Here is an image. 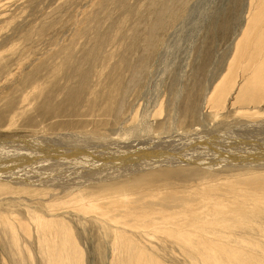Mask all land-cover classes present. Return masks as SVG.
Wrapping results in <instances>:
<instances>
[{
	"label": "bare ground",
	"instance_id": "1",
	"mask_svg": "<svg viewBox=\"0 0 264 264\" xmlns=\"http://www.w3.org/2000/svg\"><path fill=\"white\" fill-rule=\"evenodd\" d=\"M178 11L190 18L187 14L188 10L183 8ZM189 11L192 13L191 10ZM239 15L238 20L233 22L232 39L228 42V47L225 45L227 48L225 50L224 47L225 51L221 54L223 55L222 73L220 71L218 79L213 82L211 87L209 86L213 80L207 86H200L201 89L195 97V102L186 104L188 108L183 113L184 115L179 116L180 118L172 108V103L176 97H179L181 88L175 87L177 86L176 76L175 78L171 76L172 83L170 82V86L164 88L166 90L163 89L167 91V87H169V91H167L169 104H167V96L164 95L166 109L163 100L160 101L163 98L156 97L151 100V94H155L152 89L155 87L156 90L157 87H160L159 82L156 84L154 79L155 86L152 85L154 84L152 78L161 79L163 76L159 73L162 77L160 75L158 76L161 78L157 77L154 74L156 69L153 72L150 67L146 66L147 62L145 66L151 70L146 71L147 68H144L146 72H143L144 69L141 66L140 70L145 73V77L143 74L141 75V72L138 74L139 77L146 79V83L142 85V88L141 85H138L141 89L136 90L137 101L132 102L133 104L138 103L137 106H139L142 101L145 103L144 109L141 107L142 111H140V107H128L129 110L127 109L128 112L126 111L125 115L129 114L125 119L120 120L115 128H112L113 125L109 127L110 121L114 124L119 120V115L124 114L123 109L128 102L125 100L126 95L125 97L119 96L118 92H115L116 89L119 91L115 86H120L121 84L118 83L121 82L116 81L117 78L116 80L112 79L116 77L115 75L110 77L113 75L110 65L116 63L113 60L120 55L119 49L121 47L123 49L121 46L123 43L121 44L122 41H120L117 47H121L113 48V50L120 51H115L119 55L117 54L118 56L116 55L115 58L109 53L111 55L108 56L112 63L109 60L105 61L110 69L105 65V62L100 64L101 68H103L102 65L108 68V70L105 69L107 70L106 75L110 70L107 77H110L111 80L106 78V75L103 74L104 68L103 70L99 69V66L100 71L95 82L93 81L96 84L95 88L98 86L101 88V83L102 86L105 83L106 86L110 84V92L107 93V90L100 89V92L95 94L93 91V98L91 97V100H87V102L84 101L85 104L82 105L88 107L82 109L84 116L87 115L85 113H88L86 109H92L91 113L98 110L101 118L98 117L92 121L91 119L95 117H90L93 114L88 113L89 119L80 118L81 120L75 125V128L71 124L73 129L69 127L70 125L68 126L70 128L68 131L60 128L64 132H45L46 136L44 135L40 140L21 139L0 144V204L6 205L13 211V207L15 209L20 207L26 217L25 219L17 218L13 211L9 212L6 208L8 213L4 210H2L4 213L0 211V226L4 228L3 235L8 238L18 253L21 254L24 248L29 259L33 256L30 247L20 244L19 240L20 233L28 238L35 233L38 251L48 258L50 264H73L77 251L79 253L78 264H82V253L79 247L77 248L73 225L76 224L84 228L86 221H89L99 230L102 236L101 240L107 244L109 260L106 264H166L164 259L159 256L157 247L150 242L151 239L168 244L171 250L177 244L185 262H188V258H194L195 264H264V0H248ZM173 17L176 20V17ZM186 19L187 16L184 20L186 21ZM173 22L175 23V21ZM184 24L186 23L184 22ZM184 29L187 27L182 28V31ZM175 31L168 32L167 38L163 39L165 44L162 43L165 46L161 49H168L170 38L173 36L175 38ZM186 31L188 32V30ZM186 34L193 37L192 34ZM84 36L83 38H85ZM161 36L163 35L160 34ZM194 36L197 37V35ZM155 37L157 36L154 35ZM187 38L190 37H186V40H188ZM85 39H89V37L87 38L86 35ZM193 39L196 38L193 37ZM90 40L85 41L91 43L94 39ZM88 44H85L86 47L83 45L78 47L79 49L74 45V49L70 50L67 49L69 46L65 49L62 47L63 49H56V52L53 48L55 53L53 57L57 56L58 58L56 61L52 58L51 50H48L51 54L48 61L54 72L51 80L56 78L55 82L52 81L55 85L54 89L57 87L61 92L63 89L68 90V97L71 89L69 90L67 86H71L77 81V79L75 80L77 75L81 77V75L89 73L93 69L91 68L93 63L95 64L97 61L93 57L96 55V49H93L95 46L91 47L94 43H91L92 49L88 47ZM103 44L105 43L100 46L103 47ZM113 44L108 45L111 47ZM152 46L153 44L149 47ZM156 46L159 47L157 44ZM110 47L106 45L107 49ZM124 47L127 48V46ZM141 48L143 49V47ZM157 48L154 47V50L149 48L152 49L150 51L146 46L147 51H141H144L145 55L142 53L144 57L140 55L135 59L145 63L144 61H147L150 53L151 56H154L152 65L157 67L155 64L159 65L158 61L164 58L161 54L162 50L159 51ZM173 49L168 51H174L176 48ZM102 50L101 52L106 51ZM131 51L137 56L138 52H135L137 50L131 49ZM131 51H128L130 55ZM168 51L166 52L168 53ZM188 51L190 53L191 49ZM180 52L175 53L180 54ZM188 53L186 51V55ZM104 54L106 55L103 53V56ZM176 54H169V56L171 55L173 60V56ZM132 56L130 57L132 58ZM97 58L100 57L97 56ZM149 58L151 57L149 56ZM149 58L148 61H150ZM106 59L109 58L106 57ZM100 61L96 63L99 65ZM102 61L104 60L102 59ZM163 61H166L165 58ZM177 61L178 59H176ZM183 61L185 62V60ZM66 64H68V69L74 65L76 68L73 67L72 72H67L68 69L63 71ZM165 64L164 66L168 63ZM50 65L48 71H50ZM114 66L117 68L118 65H113L112 68ZM153 66L151 67L153 68ZM168 66L172 67L174 63L173 65L168 64ZM171 67L169 68L174 69ZM95 68L94 70L98 71ZM138 68L140 66L136 68V72ZM162 69L164 71V68ZM44 70L46 71L47 68ZM48 71H46L47 76H49ZM83 71L86 72L83 73ZM126 71L128 74L132 72L128 69ZM181 72L183 74V71ZM90 74L93 76L92 72ZM128 74L124 75L125 80H127ZM153 74L155 76L152 77ZM91 76L87 75L89 78L94 77ZM124 76H120L121 80ZM164 76L166 78L168 75ZM45 78L44 75L43 79L45 80ZM80 79L84 82V77ZM105 79L108 80V83L104 82ZM114 80L118 83L113 82ZM137 81L141 82L139 79ZM36 82L38 84V81ZM165 82L164 86L162 82L161 87H165ZM78 83L80 84V82ZM79 84L76 87L74 84L72 85V89L74 86L78 89L76 90L78 93L81 92H79ZM84 84L86 85V83ZM32 85L35 88V83ZM125 85L128 86V84ZM135 85L137 84L135 83ZM40 86L42 85L39 87L37 85L36 88L43 90V86L41 88ZM90 86L93 87L91 84ZM88 87L86 89L91 92V87ZM111 87L115 90H112ZM126 87L124 86L122 93H125ZM128 87L126 89H129V93L128 90L125 93L127 95L133 90L130 86ZM151 87L153 88L151 89ZM162 88L158 90L161 91ZM54 89L49 92L54 94L56 90ZM33 92H36L35 89ZM56 92L55 94H58L59 90ZM76 92L75 94L71 92V94L75 96ZM78 95L75 98H80ZM90 96L91 93L88 96L89 99ZM160 96L163 97L162 94ZM75 100L78 103L79 99ZM148 105L152 107L150 111L146 112V109L149 108ZM71 116L73 117V115ZM109 117H111L110 120H108ZM157 119L160 122L156 121ZM128 121H130V125L127 126ZM155 121L156 123H154ZM65 129L67 130V128ZM48 133L49 136H47ZM96 157L99 161L107 163L108 166L102 167L94 160ZM180 167L188 168L194 172L190 177V180L193 181L176 186L175 183L172 184L174 179L171 178L169 171L172 168ZM195 170H198L199 173ZM178 188L180 190H177ZM64 203L71 205L64 206ZM67 216L71 217L72 222L67 220ZM70 222L74 224L71 226ZM192 261L191 264L194 263Z\"/></svg>",
	"mask_w": 264,
	"mask_h": 264
},
{
	"label": "rangeland",
	"instance_id": "2",
	"mask_svg": "<svg viewBox=\"0 0 264 264\" xmlns=\"http://www.w3.org/2000/svg\"><path fill=\"white\" fill-rule=\"evenodd\" d=\"M247 3H248V0L247 2L246 0H0V144L3 142L11 143V142H14L15 140L18 141L21 139L22 140L24 139L25 140H37V139L40 140V138H43L44 135L46 136L47 132L53 133V131H55L56 133L57 131H59L58 133H62L64 132L63 130L68 131L69 127L75 128V125L81 119L83 118H84L83 120L89 119V116H90L89 114L91 113L92 109H89L90 112L88 109H86L87 111L84 110L89 113V114L85 113V115L87 114L86 115L87 117H86L84 116L82 109L86 108L87 106L86 105L82 106V105L85 104L84 101L87 102V100H91L93 91L95 92V94H97V92H100V89H103L102 91L107 90L106 91L107 93L108 91L110 92L109 90L110 84L106 86V83H105L102 86V83H101L100 84L101 88H99V86L95 88L96 84L94 82H95V78L97 77V74L100 71L99 69L103 70L104 68L105 70L108 67L106 62L108 60L111 61L108 55L112 54L113 57L116 58V55L117 54L119 55V53H116L115 51L118 52L119 50L121 51V52L119 51L120 55L119 56L117 55L118 57L116 59L112 57L114 59L113 62H116L117 64L115 63V64H111L110 65L111 67L109 66L111 68V74L113 73V75H110V77L115 75L116 77L115 78L113 77L112 79L116 80L117 78L116 81L121 82V83L117 82L119 85L121 84L120 86L118 85L115 86V88L118 87L119 91H117V89L115 90V88L113 89L115 90L116 93L118 92L117 94L119 96L125 97L126 95L125 100L128 102H126L125 108L123 109L125 111V112L123 111L124 114L119 115L118 117L119 120L118 121L116 120L117 121L116 123L113 124V122L110 121L111 122L109 124L110 126L109 125L108 126L112 127L113 125L112 128H115L116 125L120 123V120L122 121L129 114L128 113L127 115H125V113H127L129 110L128 107L130 106L136 107L138 105V103L133 104L132 102L137 101L136 100L137 97L135 93L143 87L142 85H145L146 83L145 82L146 79L144 78L145 73H142V70H140L142 69V67L143 69L147 68L146 71L149 70L148 67H150L153 70V72L156 69V72L158 74L156 72H154V74H156V76L159 78H161L162 76L165 78L164 75L169 76V77L166 76L165 78L166 82H165L163 77L161 79H158L156 77L154 78L153 76L155 75L153 74L152 81L154 79V81H156V84L157 82H159L160 87H157L156 90L154 89L155 87L154 88L151 87V89L153 88L152 89L153 91L152 90L151 91L153 93L155 91V94H153L154 97L151 93H149L152 96L151 100H154L156 97L160 99L163 98L160 101L163 100L162 102H163L164 108H166L167 107L166 105L170 103L169 100L167 99L169 97V94L167 92L169 91L168 89L169 87H167V91H164L166 90L164 88H166V86H170V82L172 83L173 79L171 78V76L174 78L176 76V78H178V79L175 78V81L179 82V83L175 82L177 85L175 87H179V88L181 87V88L179 92V97H176L174 102L172 101L174 103V104L172 103L173 105L172 108H174V110L176 111V115L178 117L179 116L181 117L182 114L188 108L186 104H188L189 102L193 104V102H195L196 100L195 97L196 95L199 94L198 92L200 91L201 87L209 85V83H211V81L213 80L209 86L211 87L213 82L216 81V79H218L217 77L219 76V73L223 67V63L221 61L223 55L221 54H223L222 52H224L226 48L228 47L227 46L228 42H230L231 41L230 39H232L231 34L233 33L232 28L234 26V23L240 17L239 14L243 11V7ZM181 7L186 9V11L188 10L187 14H189L190 18L188 17V15L186 14L182 15L181 12L178 11L179 9L180 10L183 9V8L181 9ZM189 10H191L192 13H189L190 12ZM173 16L176 17V20ZM183 16L185 17L183 18ZM186 16H187L186 21L188 20L189 22L188 21L186 22L184 20ZM182 19L187 25L184 24V22L182 23L183 21ZM172 21H175V23L174 22L172 23ZM169 23L171 24L169 25ZM94 24L96 25L93 28ZM185 27H187V29H184L182 31V28H185ZM175 28L177 32L175 31ZM193 29L196 31H194ZM90 30L91 31L93 30L92 34ZM115 30H116V33H115ZM117 30L118 31L120 30V32H117ZM173 30L175 31L174 32L175 38L174 36L173 38H170L169 40L170 43L168 44L169 47L167 50L161 49V48H164L165 46V45H162V43L165 44V42H163V39L167 38V35L169 33H173L172 32ZM186 30H188V32ZM87 33L89 34V36ZM95 33H98V34H95ZM112 33L115 34L114 37H116L117 39L113 37ZM186 33L192 34L193 37L196 39H193L191 35L187 36ZM104 34L106 37L104 36ZM160 34H162L163 36L160 37ZM182 34L184 35V37L186 36L190 38H187L188 40H186V37L184 39ZM86 35H87V38L89 37V39H85ZM154 35L157 37L154 38ZM194 35H197V37H195ZM83 36L85 38H83ZM111 38L112 39L114 38V39L112 40ZM122 38L123 40L125 38L124 42ZM64 39H66L65 42H64ZM84 39L88 41L90 39L91 40L94 39L92 41L90 40L91 43H94V44H92L91 46V43H89L88 41H85ZM81 40L82 41L84 40L85 43L84 41L82 42ZM159 40H161L162 42ZM108 41L113 42L115 45L117 41L116 47H114L115 45L111 42L107 43ZM120 41H122L121 44L123 43V45H121L123 46V49H121L122 48L121 46H120L121 48L117 47L120 44ZM125 41L127 44L125 43ZM102 43H105L103 44L104 48L100 46V44L102 45ZM77 44L78 45L80 44V45L78 46ZM85 44H88L89 45L88 47L95 46L93 49L98 50V51L95 50V53L100 58L96 59L97 56L94 55L93 56L95 58L94 60H97L96 62L101 60L99 62V65L98 63L95 62L96 64L95 66V64L93 63L94 66L92 65L91 67L93 69H91L89 73L84 74L86 76L81 75L82 79L84 77V82L80 79L81 78L80 75H77V77L75 78V80L77 79L76 81L77 83L75 82L76 85L75 83H73L74 86L76 87L77 84H79L78 82H80V84L78 85L79 92L80 91L82 92V89H83V92L86 90V92H84L85 96L83 95V92L82 93L80 92L82 95L78 93V91L76 92V90L78 89L74 88V86L72 89L73 84L71 86H67L69 87V90L71 89V91H69V94H70L69 97L67 95L68 90L63 89L62 90L63 92H61V90L58 89L57 87L55 89L59 90V93L55 94L58 91L56 92V90L54 89L55 85L52 82V81L55 82L56 78L51 80V78H53L52 76L54 72L52 69V65H50L48 61L50 59L49 57H51V54H49V51L50 50L52 51V52L50 51V53H53L52 58H54V60L56 61L58 58L57 56L53 57L55 55L53 48H55V52H56L57 50H60L62 47H64L65 49V47L69 46L67 49L70 50L71 48L74 49V46L77 48L81 47L82 45L83 47H86L87 45ZM108 44H113V46L111 45L110 47V45ZM151 44H153V46L156 48H157L156 44L159 46L157 49H159V51L162 50L161 54L167 61V62L163 61L164 58L162 60H159L158 63L160 62V64H163V65L159 64L160 66L157 65V63L155 64L157 67L159 66L158 67L159 69L152 65L154 64L153 63L154 56L153 55L151 56L150 53H149V56L151 58H149L148 56L150 61H148V58H147V61H144L145 63H143V61L141 60L140 61L136 60L138 56L140 57V55L144 57L143 56V54L145 55L144 51L146 52L147 49L152 48L154 50L153 46L149 47L151 46ZM106 45L109 46L110 49H107ZM98 46L100 47L98 48ZM124 46H127V48ZM146 46H147V49H146ZM174 46L176 48V49L174 48L175 50L173 49ZM91 47L90 49H92ZM141 47H143V49ZM224 47H225V50H223ZM101 48L103 50H106V49L107 50L103 51ZM113 48H117V49L120 48V49L113 50ZM177 48H180V49H177ZM127 49H129L128 51H131V49H133V51L137 50L135 51L136 53L138 52L137 56L136 54L134 55L132 51L130 55V52L126 51ZM152 49H149V50L152 51ZM169 49H173L174 51L172 50L168 51ZM190 49L191 51L190 53H188L189 52L188 50ZM101 50L103 52H101ZM111 50H113L114 53L111 52ZM142 50L144 51L141 52ZM176 50L179 52L181 50L180 54H176L177 53ZM166 51H168V53ZM186 51L190 56L188 54L186 55ZM103 53H106V55L104 54L105 57L103 56ZM169 54H172V55L176 54L175 56H173V60H172V56L171 55L169 56ZM128 55L130 56L133 55V56L131 58ZM106 57L109 59H106ZM125 57L126 59L128 58L127 59L128 62L126 61ZM129 58L131 59L129 60ZM186 58L188 61L186 60ZM102 59L104 61H102ZM176 59H178L177 62H176ZM183 60H185V62ZM134 61L136 62V64ZM172 61L174 63V66L172 67H174V69L171 66H168V64L173 65ZM47 62H48V65H47ZM103 62H105V65L107 67L102 65L103 68H101L100 64ZM163 62H165L166 64L168 63V64L166 65ZM110 63H112V61ZM139 63H141L142 65H140ZM145 64L148 67H146ZM164 64L166 66H164ZM49 65L51 67L49 69L50 71H48ZM108 65H109V62H108ZM113 65H118L117 68L116 66H114V68H116L115 70L114 68H112ZM125 65L127 68L125 67ZM67 66L68 64H66V66L63 67L64 68L63 71H66V69H68ZM75 66L76 65H74L73 67ZM139 66L140 68H138V71L136 72V68ZM151 66H153V68ZM70 67L67 70V72L73 71V67L72 68ZM169 67H171L172 69H170ZM44 68L45 69L47 68L46 71H48L47 73L49 74V76H47ZM94 68L95 69L99 68V69L97 71V70H94ZM162 68H164V71ZM112 69H113V72H112ZM125 69L126 70L128 69V71L130 70L132 71L131 73H129L130 75ZM145 69L143 70V72L145 71ZM160 69L162 70V72ZM107 70H105L103 74L106 75ZM43 71L45 72V74ZM181 71H183V74H181L182 73ZM84 72L86 71H83V73ZM90 72L93 73L94 77L91 76ZM138 72H141V75L143 74L144 77H139ZM159 73H161L162 76ZM171 73L172 74L175 73L176 75H169ZM50 74H51V77H50ZM108 74H110V70L108 71ZM123 74L124 75L128 74L127 80H125V76ZM179 74L180 76H178ZM44 75L46 76L45 80L43 79ZM87 75L93 77L94 79L87 77ZM107 75H106V78H108V80L109 79L111 80V78L107 77ZM158 75H160L161 77ZM120 76H124L123 80L125 81L121 80L122 78H120ZM138 79L141 82H138L137 81ZM80 80L82 81V83ZM108 80L105 79L104 82L105 81L107 82ZM115 80L113 82L116 83ZM36 81H38V84H36L37 83ZM136 81L141 84H138ZM154 81L152 83H154ZM160 81H162L163 84L162 82L160 83ZM164 82H165V87H163ZM34 83L36 85L35 88L32 87L33 86L32 84ZM84 83H86V85ZM87 83H90L91 85H93V87ZM135 83L137 85H135ZM45 84L48 86H46ZM81 84L85 85L86 87L84 86L80 88V86H82ZM125 84H128V86H130L133 89L132 90L130 88L132 92L128 94L129 96L125 94L126 90H128L127 92L129 93V89H126L128 86ZM161 84L163 85L162 86L163 88L161 87ZM37 85L38 87L39 85H42V86L45 85V86L43 87L40 86V88L41 87L44 88L42 90L39 88L37 89L36 88ZM87 85L91 87L90 88L92 89L91 92L90 90L86 89L88 87ZM138 85H141V88H139L140 86ZM152 85L155 86V83ZM124 86L125 87L127 86V87L125 88V91H124L125 93H122ZM133 87L135 88L138 87V88L135 89ZM32 88L35 89L37 93L33 92ZM52 88L55 90L54 94L53 92L52 93L49 92V91H53ZM161 88H162L161 91L158 90ZM157 90H158V93H160L159 95L157 93ZM65 91L66 93H64ZM60 92L62 93L61 95H60ZM71 92L72 94H75L76 92V95L79 94L80 96L79 95L78 96L80 98L78 97L75 98L76 95L75 96L72 95ZM87 92L91 93L90 99L88 98L90 93L87 94ZM161 94L163 97L160 96ZM62 95L65 97H63ZM155 95H158V96H155ZM164 95L167 96L166 97L168 101L167 104L165 102L166 100H165ZM82 97H84L85 99ZM74 99H79L78 103L76 102V100L74 101ZM140 102L141 103L139 104L142 106L139 105L136 108L140 107L139 110L142 111V108L145 106V103H142V101ZM73 103L74 104L76 103L75 104L76 109ZM130 104H133V105H130ZM148 106L149 108H147ZM148 106L146 107L147 108L146 112L150 111L152 107V106L150 107V105ZM79 110L81 111L79 112ZM94 110H97V109H94ZM97 111H94L91 113L93 114V116L91 115L90 117L92 118L95 117L91 119L92 121L93 120L95 121V119L96 118L98 119V117L101 118L100 113L98 114ZM71 115H73V117ZM70 118L72 119L70 120ZM110 119L111 117L108 118V120ZM156 121L160 122V120L158 119ZM156 121L154 123H156ZM128 123H127V126L130 125V121H128ZM70 124L72 125V127ZM60 128L61 129L64 128V129L61 130ZM65 128H67V130ZM41 132L43 136H41L42 135ZM37 133L41 135L39 136ZM49 135L50 134L48 133L47 136ZM94 160L97 161L102 167L108 166L107 163L103 161H99L97 157ZM100 172H103V171H100ZM169 172L171 173L170 175L171 178L174 179L172 180L173 181L172 184L175 183L176 186L184 182L193 181V180H190V177L193 176L192 174L194 172L188 168H183V169L182 167L172 168L171 171ZM195 172L199 173L198 170H195ZM177 190H180V188H178ZM161 196L162 195L160 194V197ZM70 205L71 204L64 203V206H70ZM0 206H1L0 211L2 210L7 211L6 209H8L9 212L13 211L9 207L7 208L6 205L0 204ZM13 208H14L13 213L17 218H22V219L26 218L24 215V212L21 210L22 208L21 209L20 207H16V209L15 207ZM2 213L4 212L2 211ZM66 218H68L67 220H71L72 222L71 217L67 216ZM71 222L70 224L72 226L74 223H71ZM73 226H74L73 231H75L74 233H75V240L77 242V248L79 247L80 252L82 253V260H81L82 264H106L109 260V255L107 254V244L101 240L102 236L100 235L99 230L95 228V226L91 224L89 221L88 222L86 221L84 228L77 226L76 224ZM3 232H4V228L0 226V264H50L48 258L42 255L41 253H39L38 251V241L35 240V235H34L35 233L33 234V236H30L28 238L19 232L21 235L20 236L21 238L19 240L20 244L21 243L26 244L32 250L33 256L29 259L25 249L24 248L22 249L21 254L18 253L14 249L15 247L11 245L8 238L3 235ZM155 240L156 239H151L150 242L152 243L153 246L157 247L159 256H161V258L164 259L166 264H191V261L195 260L194 258L192 259L188 258V262H185V259L183 258V256H181L182 255L181 252L178 250L177 244L171 250V247L168 244H164V243H161ZM78 257H79V253L77 251L76 255H74L73 264H78ZM195 262L196 260L192 264H195Z\"/></svg>",
	"mask_w": 264,
	"mask_h": 264
}]
</instances>
